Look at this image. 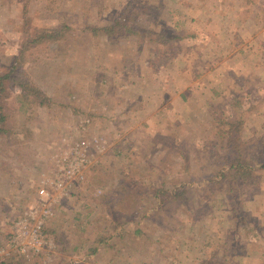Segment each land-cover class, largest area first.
I'll return each instance as SVG.
<instances>
[{
    "label": "rangeland",
    "instance_id": "1",
    "mask_svg": "<svg viewBox=\"0 0 264 264\" xmlns=\"http://www.w3.org/2000/svg\"><path fill=\"white\" fill-rule=\"evenodd\" d=\"M128 1L29 3L34 28H70L31 50L16 75L52 105L26 103L8 85L0 248L53 169L50 146L91 136L109 144L51 218V256L0 254V262L264 264V170L234 187L216 177L236 147L252 165L264 160V0H137L133 34L92 29L111 24ZM21 7L0 0V72L20 51ZM234 95L250 109L228 140L216 127Z\"/></svg>",
    "mask_w": 264,
    "mask_h": 264
},
{
    "label": "trees",
    "instance_id": "2",
    "mask_svg": "<svg viewBox=\"0 0 264 264\" xmlns=\"http://www.w3.org/2000/svg\"><path fill=\"white\" fill-rule=\"evenodd\" d=\"M31 0H19L22 4V42L20 46L19 54L13 57V62L9 68L0 72V134H5L9 131L8 121L9 113L6 111L5 101L9 97V84H16L21 88L20 97L24 99L26 103L43 106H50L53 103L51 97L44 93L37 85L32 82L24 81L17 77V71L24 64L28 53L36 47L43 45H51L60 41L68 32L69 28L66 24H62L57 28H37L33 27L32 19L29 15V3ZM136 1L129 0L128 3L121 9L119 15L114 19L111 24H108L102 28L93 27L95 32L103 31L109 37L122 36L133 34L136 32L130 21L134 20L136 12ZM153 32H151L152 34ZM153 35L160 36L158 43H165L167 38L163 34ZM154 40V39H153ZM240 95H234L230 101V113L225 116H221L217 120V133L220 138L230 140L232 136L240 131L245 125V115L249 111ZM241 147V146H238ZM226 163L218 171L216 177L220 180H227L231 186L234 187L236 180L241 179L246 181L254 173L255 169L264 170V160L259 159L258 166L252 165L245 158L243 149H235V157L227 158ZM19 260L17 258H11L7 261H2L0 264H16Z\"/></svg>",
    "mask_w": 264,
    "mask_h": 264
},
{
    "label": "built area",
    "instance_id": "3",
    "mask_svg": "<svg viewBox=\"0 0 264 264\" xmlns=\"http://www.w3.org/2000/svg\"><path fill=\"white\" fill-rule=\"evenodd\" d=\"M90 118L81 120L82 131ZM63 139V147L53 155L54 166L43 175L34 201L26 207L14 224L11 238L0 248V254H17L25 259L51 256L56 244L46 232L48 222L56 215L57 207L72 192L75 184L82 182L87 171L98 163L107 150V141L100 136L78 137L73 141Z\"/></svg>",
    "mask_w": 264,
    "mask_h": 264
},
{
    "label": "crops",
    "instance_id": "4",
    "mask_svg": "<svg viewBox=\"0 0 264 264\" xmlns=\"http://www.w3.org/2000/svg\"><path fill=\"white\" fill-rule=\"evenodd\" d=\"M18 1H19V0H18ZM141 88H142V89H145V87H141ZM141 88H140V89H141ZM142 89H141V90H142ZM188 96H189V95H188V91H186V90L180 93V97H181L182 99H184V100L189 99ZM88 118H89V117H88ZM45 137H46V135H45ZM43 139H45V138H43ZM51 142H52V141H51ZM108 144H109V143H108V141H107V145H108ZM62 147H63V142H61V140H60V141L57 142L56 145H54L53 148H51V146H50L49 149H54V150L56 149V151L54 152V154H55V153H57ZM38 185H39V183H38ZM59 208H60V207H59ZM59 208H57V210H59ZM57 210H56V211H57ZM56 215H57V212H56ZM56 215H55V217H56ZM55 217H53V219H55ZM53 219H52V220H53ZM52 220L50 219V221L48 222V225H49V223H51ZM123 226H125V225H123ZM121 231H122V228H121ZM137 231H138V226L136 225V229H135L133 232L136 233Z\"/></svg>",
    "mask_w": 264,
    "mask_h": 264
}]
</instances>
